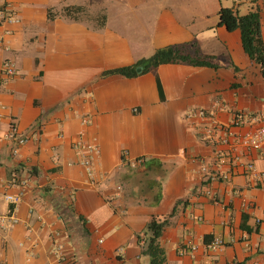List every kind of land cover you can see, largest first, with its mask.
Here are the masks:
<instances>
[{"label":"crops","instance_id":"1","mask_svg":"<svg viewBox=\"0 0 264 264\" xmlns=\"http://www.w3.org/2000/svg\"><path fill=\"white\" fill-rule=\"evenodd\" d=\"M222 7L230 6L0 0V214L13 207L7 196L20 194L8 185L12 176L27 182L19 222L0 225V264H150L144 233L153 217L169 220L160 238L165 264H264V143L222 142L264 124V76L240 30L219 24ZM237 9L259 11L264 40V0ZM4 14L16 21H2ZM188 43L220 66L172 63L133 78L102 77ZM7 60L17 70L10 79L2 75ZM13 124L29 139L17 156L7 137ZM82 134L100 149L93 182L75 147ZM215 239L225 246L208 250Z\"/></svg>","mask_w":264,"mask_h":264},{"label":"trees","instance_id":"2","mask_svg":"<svg viewBox=\"0 0 264 264\" xmlns=\"http://www.w3.org/2000/svg\"><path fill=\"white\" fill-rule=\"evenodd\" d=\"M247 1L251 3L255 2V0ZM239 4L233 7H222L219 12V24L225 26L230 31L240 30L242 45L246 54L254 62L260 65L264 76V40L260 13L258 10H250L247 14L241 15L237 9ZM74 12L77 13L81 11ZM66 14H69V12L66 11ZM56 16L57 14L50 9L48 13L49 20H54ZM106 22L107 15L106 13H102L99 18V27L103 28L106 25ZM190 49L193 51L190 52ZM172 63H184L195 67L210 68H218L220 66L216 57L204 54L196 43H188L160 48L156 50L151 57L141 59L131 66L107 70L102 74V77L122 75L124 77L133 78L154 71L161 65ZM138 68H141V72H138ZM234 68L238 70L237 67ZM168 225V219L162 221L156 217H153L147 225L144 233V236H146V243L143 253L150 257V264L166 263V252L161 245L160 238ZM139 239L140 241L142 240L141 237H139Z\"/></svg>","mask_w":264,"mask_h":264},{"label":"built area","instance_id":"3","mask_svg":"<svg viewBox=\"0 0 264 264\" xmlns=\"http://www.w3.org/2000/svg\"><path fill=\"white\" fill-rule=\"evenodd\" d=\"M234 3L237 5L241 3L242 0H233ZM2 21L5 22H13L16 21V19L13 16L10 15H2ZM4 41L3 34H0V42ZM17 74L16 67L14 63L11 60H7L4 62L2 67V75L10 79L14 77ZM196 116L200 118H206L207 112L200 110L195 113ZM238 123L241 124L244 122L242 117L237 118ZM84 122L87 123L88 120L84 119ZM217 128V127H216ZM213 131L207 132L205 137L206 139H210L212 136ZM9 140L15 141L16 146L13 149V155L17 156L21 150V148L26 145L29 141L28 137L26 135H22L19 133L18 128L13 124L9 130V133L7 135ZM85 135L82 134L80 139L75 143V147L81 152L82 159L80 161V164L86 169L87 174L90 178V180L94 181V167H93V158L94 156L98 155L100 153V149L96 144L87 143L84 139ZM233 137L237 140V142L241 145H244L246 147H251L253 149H259L263 143H264V124L257 130L255 134H249V135H241V136H234L225 134L222 137V142L224 144L229 143L230 138ZM143 160L138 159L135 162L131 163L132 167H137L142 165ZM253 165H248L249 170H253ZM215 177H213L214 179ZM8 185L11 187H19L20 194L18 196H7V200L13 205L12 208L8 210L6 214H0V225L2 228L7 229L15 224H17L18 218L15 215V209L16 205L20 203L23 195L25 194V189L27 186V182L22 179L18 174H14L12 178L9 180ZM117 192H122V186H117ZM225 246V242L222 239H215L212 243L207 245V249L210 251H218L221 248ZM189 251H196L198 247L196 245H190L188 247ZM122 251V249H120ZM185 252V250H184Z\"/></svg>","mask_w":264,"mask_h":264},{"label":"rangeland","instance_id":"4","mask_svg":"<svg viewBox=\"0 0 264 264\" xmlns=\"http://www.w3.org/2000/svg\"><path fill=\"white\" fill-rule=\"evenodd\" d=\"M223 1V3H224V5L226 4L227 6H230V7H233V6H235L236 4L234 3V1L233 0H222ZM242 5V4H241ZM240 5V6H241ZM244 5H242L241 7H243ZM241 11H243V10H241Z\"/></svg>","mask_w":264,"mask_h":264},{"label":"water","instance_id":"5","mask_svg":"<svg viewBox=\"0 0 264 264\" xmlns=\"http://www.w3.org/2000/svg\"><path fill=\"white\" fill-rule=\"evenodd\" d=\"M137 70H138V72H141V68H138Z\"/></svg>","mask_w":264,"mask_h":264}]
</instances>
